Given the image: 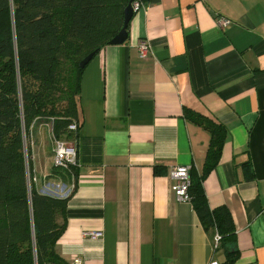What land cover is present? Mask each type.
<instances>
[{
    "label": "crops",
    "instance_id": "crops-1",
    "mask_svg": "<svg viewBox=\"0 0 264 264\" xmlns=\"http://www.w3.org/2000/svg\"><path fill=\"white\" fill-rule=\"evenodd\" d=\"M140 40L151 46L146 58ZM100 53L103 130L87 142L78 131L77 176L55 169L51 123L30 134L28 172L39 192L73 187L57 253L82 264L225 260L219 235L171 190L169 168L201 172L210 143L208 131L184 118L188 109L227 129L220 162L203 182L207 202L231 213L235 264H264V0H149L127 41Z\"/></svg>",
    "mask_w": 264,
    "mask_h": 264
},
{
    "label": "trees",
    "instance_id": "trees-1",
    "mask_svg": "<svg viewBox=\"0 0 264 264\" xmlns=\"http://www.w3.org/2000/svg\"><path fill=\"white\" fill-rule=\"evenodd\" d=\"M129 2L0 0V264H71L56 251L70 195L42 194L31 173L29 180L32 152L26 141L36 125L46 122L54 138L77 140L78 96L88 66L80 63L118 35ZM183 116L210 134L201 172L191 167L190 203L204 230L220 237L218 250L225 257L220 264H235L239 251L231 213L224 206L211 209L203 187L220 162L227 129L188 109ZM74 123L78 130L70 131ZM77 167L78 150L77 165L64 172L75 178ZM158 168L156 175L161 174Z\"/></svg>",
    "mask_w": 264,
    "mask_h": 264
},
{
    "label": "built area",
    "instance_id": "built-area-1",
    "mask_svg": "<svg viewBox=\"0 0 264 264\" xmlns=\"http://www.w3.org/2000/svg\"><path fill=\"white\" fill-rule=\"evenodd\" d=\"M145 4L142 0H135L132 3L134 15L144 8ZM228 20H220V25L229 24ZM137 50L141 58H146L149 55L151 46L146 40H140L137 44ZM78 125L74 123L69 126L70 131H77ZM53 146L55 153V166L63 171H71L72 166L77 165V150L74 144L64 140L53 138ZM190 171L191 166H172L169 168L168 177L171 181V190L175 198L179 202H190L189 187H190ZM73 177V176H72ZM74 178V177H73ZM30 180V179H29ZM73 188V187H72ZM71 188V189H72ZM71 189L65 191L64 185L58 184L54 186H46L42 191L53 197L65 199L70 195ZM99 233H90L89 236L95 238ZM220 237L218 236L216 242L218 244ZM71 264H82L79 258H74ZM209 264H220L218 261H211Z\"/></svg>",
    "mask_w": 264,
    "mask_h": 264
},
{
    "label": "rangeland",
    "instance_id": "rangeland-1",
    "mask_svg": "<svg viewBox=\"0 0 264 264\" xmlns=\"http://www.w3.org/2000/svg\"><path fill=\"white\" fill-rule=\"evenodd\" d=\"M102 58V53H98L94 59L88 64L85 69L82 77V91L78 96L79 101V109L81 113V117H83L84 121H81L80 136L84 139V142H87V137H96L102 133L103 130V120H102V112H101V96L103 93V85H102V71L103 68L100 66V61ZM97 97L96 100H90L92 96ZM92 107V108H91ZM85 123V125L83 124ZM37 130H35L36 133ZM30 136V135H29ZM35 138L38 139L39 135L36 133ZM32 149V137L28 138L26 144ZM74 144V141H73ZM76 147V143L74 144ZM77 148V147H76ZM55 155V153H54ZM63 171V170H61ZM60 171V172H61ZM69 174V173H68ZM29 179L31 180L30 172ZM33 181L36 183L35 178ZM215 259H218V254L216 252Z\"/></svg>",
    "mask_w": 264,
    "mask_h": 264
},
{
    "label": "water",
    "instance_id": "water-1",
    "mask_svg": "<svg viewBox=\"0 0 264 264\" xmlns=\"http://www.w3.org/2000/svg\"><path fill=\"white\" fill-rule=\"evenodd\" d=\"M135 0H130L128 6L126 7L124 11V25L122 30L118 33L117 36H115L109 43V45H121L125 43L128 39V27L129 24L134 16V11L132 7V3ZM96 52L91 53L89 56H87L83 61L80 63L81 68H85L93 59ZM29 175V172H28Z\"/></svg>",
    "mask_w": 264,
    "mask_h": 264
}]
</instances>
